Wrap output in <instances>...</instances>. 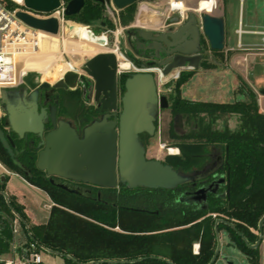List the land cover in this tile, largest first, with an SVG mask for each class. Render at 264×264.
<instances>
[{"label":"water","instance_id":"water-1","mask_svg":"<svg viewBox=\"0 0 264 264\" xmlns=\"http://www.w3.org/2000/svg\"><path fill=\"white\" fill-rule=\"evenodd\" d=\"M103 6H114L117 10L138 3L141 0H93ZM27 9L35 12L50 13L60 6L59 0H24ZM85 0H71L67 6V17L78 15L85 7ZM16 17L24 24L35 30L51 36L60 33L59 22L56 18L42 20L33 17L27 12H18ZM181 18L175 17L169 21V27L164 31H149L140 28H131L126 31L127 45L122 48L128 62L135 66L133 55L141 50L140 58L151 60L147 65H141V71L127 75L124 83L125 91L119 98L118 75L119 59L113 52L100 53L88 60L79 70L95 81V102L106 111L101 120L94 121L83 130L81 135L71 122L57 121L56 109L48 114L47 110L39 112L38 94L40 89L51 87L43 83L28 99L9 100L7 91L2 88V105L7 113L6 125L19 140L27 141L32 136V144L38 155L36 166L40 172H44L48 179L59 189L70 194L87 197L91 190L74 183L90 184L101 189H115L118 186H127L134 190L145 188L149 190H175L178 187L196 184L214 175L219 166L215 167V160L203 173L186 174L174 169L171 165L159 160L148 159L147 150L142 136L154 138L158 130V121L161 111L170 108L169 98L161 96L155 72L167 78L183 69L200 68V64L206 60L207 51L203 45L204 39L211 51H223L226 42V24L223 17L211 13H199L192 10L187 14L185 21L179 28L174 24L180 23ZM103 46H107L104 44ZM139 57V56H138ZM156 67L149 68L148 66ZM68 88L64 78L59 80L53 88ZM18 88H28L20 85ZM121 110V111H120ZM120 111V112H119ZM183 116L175 117V126L179 122L183 126ZM51 121L52 130L47 128ZM0 139L7 152L12 157L14 165L27 177L32 179L33 172L18 158L14 157L13 149L16 143L5 137L0 130ZM223 157H219V162ZM61 178L65 182L56 183L55 178ZM5 180V177L2 179ZM225 182L222 178L214 182L211 187ZM217 190L213 191L216 192ZM230 195V186L228 187ZM0 195L6 202L12 213L22 222L31 236L28 222L22 218L11 205L9 194L1 191ZM207 199V190L202 188L196 192L194 198L197 202ZM220 224L229 226L235 230V226L222 219L216 221L215 233L217 248L209 264H216L221 254ZM259 239L252 245L239 234L251 250H258L261 246L264 234V217L259 223ZM50 253L59 255L65 259L76 262L71 256L42 247ZM173 264L171 261L152 257ZM140 260V259H139ZM139 260L130 261L136 263ZM226 264H233L225 259ZM126 261H97L87 264H123Z\"/></svg>","mask_w":264,"mask_h":264},{"label":"trees","instance_id":"trees-1","mask_svg":"<svg viewBox=\"0 0 264 264\" xmlns=\"http://www.w3.org/2000/svg\"><path fill=\"white\" fill-rule=\"evenodd\" d=\"M85 1L82 11L68 19L86 26L99 23L103 19L104 6L93 0ZM222 1L226 4L228 0ZM7 6L12 10L18 7L11 1H8ZM137 7L135 3L120 11L122 27L133 25ZM144 12L142 10L139 17ZM203 65L205 68L211 67L207 63ZM188 78L182 76L175 83L168 84L170 89L173 86L169 95V112L174 117L182 115L193 118L197 129L193 135L178 137L170 124L164 131V143L179 148L181 155L168 157L166 164L178 171L190 172L204 166L211 146L222 144L228 148L229 198L211 200L209 211H197L192 216L179 215L164 222L158 217L150 219L142 214L131 217L125 208L119 211L105 208L93 200L56 188L43 177L27 178L14 165L0 139V162L45 191L54 202L47 223L32 226L24 208L10 197L13 208L30 226L31 236L19 221L30 244L36 245L35 251L40 252L44 247L69 255L80 264L97 261L169 264L152 257L163 258L173 264H209L217 248L216 220L222 219L232 223L235 230L220 224V232L228 231L231 241L250 259L258 254L239 235L254 245L259 239V223L264 217V113L260 110L258 97L243 84L236 93L238 99L231 104L187 101L182 98V86ZM124 83L125 79L122 82L123 92ZM229 118L235 119L236 127L230 129L224 123L222 130L219 129V120L227 122ZM36 158L32 157L30 162L19 160L40 174L35 166ZM7 181V177L4 181L0 178V192L6 191ZM125 190L130 191L124 189V195L127 194ZM16 220L18 218L12 213L6 199L0 195V258L13 252V223ZM196 243L200 244L197 255L193 252ZM133 260L139 261L130 263Z\"/></svg>","mask_w":264,"mask_h":264},{"label":"rangeland","instance_id":"rangeland-1","mask_svg":"<svg viewBox=\"0 0 264 264\" xmlns=\"http://www.w3.org/2000/svg\"><path fill=\"white\" fill-rule=\"evenodd\" d=\"M178 1L184 2V0H141L138 4L137 14L135 17V22L133 25L124 28L120 25L119 14L120 11L117 10L114 6L107 7L104 6L103 19L94 25L86 26L73 22L74 24H70L66 32L62 33L58 36H51L44 32H38L35 34V49L26 48L22 49V52L17 54L16 56V76L14 81H11L8 85H5L3 88H18L20 85H24V80H35L36 82H45L54 84L65 78L66 74L71 72H67L61 76L63 70L67 67H72L73 64L75 67L72 70H80L84 64L100 53L113 52L119 56L120 64L127 62L122 55L125 57L122 52V48L127 45V36L126 31L135 27V25H141L138 22L139 14L142 10H144L147 16L152 17L155 16L159 18V21L155 22L152 26H160L161 21H163L166 15L170 14L174 17L179 16L177 11H173L172 3H177ZM193 2V0H190ZM189 1V2H190ZM201 1V0H199ZM203 1V0H202ZM192 4V3H191ZM249 5V0H247V8ZM222 7V2L219 4V10ZM218 12V11H216ZM216 12L214 14H216ZM161 19V20H160ZM158 23V24H157ZM88 27L93 29L95 32L101 34L97 36L99 38L106 37L107 46H96L94 44L89 43L88 41L79 38L80 33L82 31V27ZM75 36V37H73ZM237 40V39H236ZM236 40L234 39V43L236 44ZM207 56L210 55L219 56L217 57L218 62L221 61L222 52L223 51H211L209 44L206 42ZM208 57V58H209ZM220 60V61H219ZM25 63L27 65V69H22V64ZM49 63L52 64L48 71ZM56 65V66H55ZM54 66V67H53ZM53 67V68H52ZM52 68V69H51ZM71 69V68H70ZM120 70H123L120 68ZM129 70V69H127ZM141 68L136 66L130 67L129 71H125V73L132 74L140 72ZM122 72V71H121ZM57 75V79L53 78V75ZM157 84L159 88V93L161 96H169L171 94L170 88L168 87L169 82H167V78L162 79L160 73H155ZM199 74H196L194 78L188 79V83L184 84V96L188 97V94L191 92H196V90L202 89L204 81L200 80ZM61 76V78H60ZM212 77V76H210ZM52 78V79H51ZM52 80V81H50ZM175 81V80H172ZM209 81H214V79L209 78ZM167 82V83H166ZM176 82V81H175ZM173 83V82H172ZM203 85V86H201ZM173 86H171L172 89ZM0 88V92H1ZM193 96H189V99ZM0 113L2 114V108L0 105ZM231 120L230 125L234 126L235 119L229 118ZM172 120V116L169 110H164L160 113L159 122H158V130L154 138L144 137L143 143L147 150L148 159H154L159 161H164L170 156H176L178 153H171V149L178 150L176 147L170 145V143L165 144V136L164 131L167 129L169 122ZM161 130V132H160ZM2 167L0 168V178L8 177V172H13L5 167L1 162ZM17 180L11 182V186L16 185ZM17 187V186H14ZM19 191H22L26 197L32 200L33 204L36 206L35 218L38 219L41 223H45L47 218L50 215V211L48 209V205L51 204L50 199L43 192H30L27 189H24L23 186H19L16 188ZM131 191V190H130ZM13 224L19 226V233L15 234L14 248H16V253L18 257H20L25 264L29 263L31 260V254L33 252H37L40 254L42 258V264H80L76 262H67V260L59 255L50 253L46 250L35 251L32 247V244L28 241L23 231L22 226L19 223V220L14 221ZM33 225V223H30ZM39 226V225H37ZM221 233V254L218 262L216 264H226L225 259L231 261L233 264H264V247L261 246L257 251L258 254L250 259L247 255L240 251V249L231 241L230 234L228 231L223 230ZM13 256V253L11 257Z\"/></svg>","mask_w":264,"mask_h":264},{"label":"flooded vegetation","instance_id":"flooded-vegetation-1","mask_svg":"<svg viewBox=\"0 0 264 264\" xmlns=\"http://www.w3.org/2000/svg\"><path fill=\"white\" fill-rule=\"evenodd\" d=\"M173 19H175V17ZM184 21L185 19H181L180 23L174 24V26L176 28H179V26H181ZM168 22L169 20L165 21L166 27H169ZM202 42L203 45L206 47V41L203 39ZM142 53L143 51L140 50L137 55H133L135 56L134 64L138 67H140L141 65H147L149 62H151V60L149 59L140 58V55ZM208 57L209 56L206 55V59H208ZM148 67L154 68L156 67V64ZM127 75L128 73L122 72L118 75L117 83L119 98L124 93L122 82L124 79L126 81ZM64 80L68 88H53V86L57 83L56 82L54 84L48 83L49 85H51V87L49 88L40 89L37 100L39 112L42 109H45L47 110L48 114H50L51 110L55 108L58 122H71L73 126L77 129V131L81 135H83V130L85 127L91 125L96 120H101L102 117L107 114V112L103 111L102 108L99 107V105L95 102V81L93 79L85 75L83 72H80L79 70H74L67 73ZM24 81V85L28 88L27 95L24 94L25 90L21 88H9L6 93V97H8L9 100L23 98L28 99L30 94H32L37 88H39L41 84L45 83L36 82L35 80ZM168 82L172 83L174 81L169 80ZM170 91L172 92L171 89ZM2 100L3 93L0 92V105L2 108V114L0 113V130L5 134V137L7 139H11L16 143L17 148L16 150L13 149L14 157L18 159H24L26 162H30L32 157H37L38 155V151H36L35 146H33L32 144L33 137L29 136L27 141L19 140L17 135L13 133L9 127H7V113L3 108ZM175 117L172 116V120L169 122L167 128H169L170 124L172 123L173 128L178 137L193 135V131L197 129V125L195 124V121H193V118L183 117V126H180L179 122H177L175 126ZM224 121L225 120H219V129L222 130V126H224V123L228 124V127L230 129H234L236 127V122L234 126H232L230 125V119H228L227 122ZM47 128H49L50 131L52 130L51 121L49 124H47ZM144 137L145 135L142 136V140L144 139ZM177 149V153L179 152L178 155H181V150L179 148ZM220 156L223 157V161L221 163L219 162ZM227 156L228 148H225L222 144H215L211 146L207 155L206 163L203 167L194 168L190 172L183 173L193 175L197 173H203L210 167V165L213 163V160H215V167H218L220 165L219 170L216 172V175H218V177L215 179L214 174L211 177H208L202 181L197 182L196 184H193V186H182L178 187L175 190H149L145 188H137L131 190L127 186H118L115 189H101L90 184H74L76 186H81L85 189L91 190L92 193L88 194L87 197L83 198L93 200L94 202L103 205L105 208L117 211H119L121 208H125L129 210L131 217L136 216L138 214H142L143 216L149 217L150 219L158 217L161 221L163 220L164 222L168 221L170 218H177L179 215L192 216L193 213H196L197 211H209L211 200H225L229 198L227 192L228 187L230 186V172ZM161 162L166 164L167 159ZM33 174L34 177L37 178H44L46 176L44 172H41L40 174H38L37 172H33ZM222 178H225V182L219 184L218 189L216 188V186L211 187L214 182H219ZM45 180L50 182L48 179ZM55 181L56 183L65 182V180H62L58 177L55 178ZM50 184L52 183L50 182ZM52 185L55 186L54 184ZM202 188H205L207 190V199L202 202H197L194 200V198L196 197V192L201 190ZM124 189H129L131 191L125 190L127 191V194L124 195ZM215 190L217 191L213 192Z\"/></svg>","mask_w":264,"mask_h":264},{"label":"crops","instance_id":"crops-1","mask_svg":"<svg viewBox=\"0 0 264 264\" xmlns=\"http://www.w3.org/2000/svg\"><path fill=\"white\" fill-rule=\"evenodd\" d=\"M189 1L190 0H184V5L180 8L173 7L172 5L170 7H172L173 11L178 12L179 10L185 12L186 18L189 12L196 8L199 10L202 5L204 9H208L209 13L218 11L215 15L224 18L226 24V42L225 50L222 52V56H220L222 62H218L217 57L219 56L210 55L208 59L200 64L199 69H183L173 73L167 80H173L177 75H179V78L186 76L190 79L192 77L194 78L196 74H199L200 80L205 82V84H203L204 86L201 85L203 88L196 90L193 95L190 92L188 97H185L183 85L182 98L191 102L204 103H234L238 99L236 94L238 89L241 85L246 84L256 93L260 110L264 113V0H249L248 8L246 6L247 0H228L226 4H224L222 0H203L202 2L199 0H193V2ZM221 2L222 7L219 10V4ZM155 18V16H147L146 12H144L138 19L141 25H135L133 28L149 31H164L167 28L165 21L172 20L174 16L168 14L165 19L161 21L160 26H152V24L154 25L155 22L159 21V18ZM158 23H160V21ZM234 39H237L236 44L234 43ZM204 63H207L211 67L205 68L203 65ZM73 67H75L74 64L70 68L74 69ZM209 78L214 79V81H209ZM175 81L173 83H175ZM187 83H185V85ZM190 95L193 96L191 97L193 99H189ZM4 171L8 174L6 192L16 204L24 208L29 223H33L34 226L46 224L49 217L45 223H41L36 219V206L31 199L16 188L23 186L24 189L30 192H43L51 201V204L48 205V209L51 212L54 202L49 195L42 189L29 183L28 180L20 174L8 172L7 169ZM2 174L1 172L0 175ZM15 180H17V183L14 186L17 187L11 186V182ZM13 227L17 229L16 234H18L20 231L19 226L13 224ZM11 255L12 254L2 256L0 261L11 258Z\"/></svg>","mask_w":264,"mask_h":264},{"label":"built area","instance_id":"built-area-1","mask_svg":"<svg viewBox=\"0 0 264 264\" xmlns=\"http://www.w3.org/2000/svg\"><path fill=\"white\" fill-rule=\"evenodd\" d=\"M8 1L15 3L18 7L14 10L10 9L7 6ZM59 1H60V6L56 10L50 13H44V12H35V11H31L27 9L25 6L24 0H0V88L1 89L5 85H8L11 81L15 80L17 54L21 53L22 49H26V48L35 49L34 36L35 34H38V32H41L33 28H30L29 26L24 24L22 21H20L16 17V14L18 12L24 11V12L29 13L33 17L42 19V20L56 18L60 26L59 35H61L62 33L66 32L69 25L73 22L69 20L66 15L67 6L70 1L69 0H59ZM197 9L198 8H196L195 10ZM178 13H179V17L182 20L185 19V12L178 11ZM117 57L118 59H120L118 55ZM122 57L126 61H128L126 57H124L123 55ZM132 67H135V66L131 64V68ZM129 70H120L119 68L120 73L121 71L122 73H125V71H129ZM161 77L162 79H165V77L163 76ZM178 79H179V75H177L173 80H178ZM168 81L169 80H167V82ZM158 91H159V88H158ZM14 233L15 234L17 233L16 228H14ZM261 246L264 247V234H263ZM32 247L35 249L36 245L32 244ZM193 252L196 255L199 254L200 252L199 243H196L193 246ZM12 253H13V256L11 258L5 261H0V264H25V262L20 257H18L16 253V248L13 247ZM26 264H42V258L40 254L37 252H33L31 254L30 262Z\"/></svg>","mask_w":264,"mask_h":264},{"label":"bare ground","instance_id":"bare-ground-1","mask_svg":"<svg viewBox=\"0 0 264 264\" xmlns=\"http://www.w3.org/2000/svg\"><path fill=\"white\" fill-rule=\"evenodd\" d=\"M201 2H202V0H201ZM183 5H184V3L182 1H178L177 3H172V6L173 7H177V8L183 7ZM177 8H174V9H177ZM198 12H200V13H203V12L209 13L208 12V9H204L202 7V5L200 6V9L198 10ZM71 24H74V23H71ZM81 27H82V31L80 33L79 38L84 39V40L88 41L89 43L94 44L96 46H101L102 47L104 44H107L106 43V37L105 36H104V38H99L97 36H100L101 34L95 32L93 29H90L88 27L86 28V27H83V26H81ZM73 37H75V36H73ZM51 66H52V64L49 63V65H48V71H49V69H50ZM21 67H22V69L23 68L27 69V65H25V63H23ZM130 67H131V64L129 62L128 63L127 62L121 63V67H120V64H119V68H121L123 70L130 69ZM69 71H73V70L70 69L69 67L65 68L63 70L61 76H63V74H65V73H67ZM61 76H60V78H61ZM53 78L54 79H57V75L56 74L53 75ZM50 81H52V80H50ZM171 153L175 154V153H177V150L171 149ZM0 168H1V165H0Z\"/></svg>","mask_w":264,"mask_h":264}]
</instances>
